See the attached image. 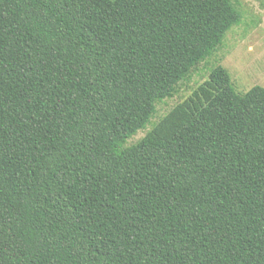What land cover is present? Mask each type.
<instances>
[{"label":"trees","instance_id":"trees-1","mask_svg":"<svg viewBox=\"0 0 264 264\" xmlns=\"http://www.w3.org/2000/svg\"><path fill=\"white\" fill-rule=\"evenodd\" d=\"M232 0H0V264H264V87L221 65Z\"/></svg>","mask_w":264,"mask_h":264},{"label":"rangeland","instance_id":"rangeland-1","mask_svg":"<svg viewBox=\"0 0 264 264\" xmlns=\"http://www.w3.org/2000/svg\"><path fill=\"white\" fill-rule=\"evenodd\" d=\"M232 1L240 13L239 22L226 31L214 50L178 81L172 96L156 102L149 123L129 137L125 145L138 141L160 117L210 78L217 65L228 71L237 93H243L254 85L264 87V0Z\"/></svg>","mask_w":264,"mask_h":264}]
</instances>
